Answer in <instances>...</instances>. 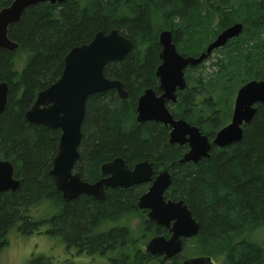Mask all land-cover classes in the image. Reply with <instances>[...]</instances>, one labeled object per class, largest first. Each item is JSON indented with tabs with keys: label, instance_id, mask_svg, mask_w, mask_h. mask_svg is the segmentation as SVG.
Here are the masks:
<instances>
[{
	"label": "trees",
	"instance_id": "obj_1",
	"mask_svg": "<svg viewBox=\"0 0 264 264\" xmlns=\"http://www.w3.org/2000/svg\"><path fill=\"white\" fill-rule=\"evenodd\" d=\"M12 1L0 0V10ZM237 22L243 23V33L216 49L210 66L206 62L213 56L187 72V87L173 107L175 116L210 138L231 121L237 91L250 80L264 79V0H65L28 6L9 27L17 51L0 47V83L9 84L7 106L0 114V158L14 163L21 181L16 191L0 192V248L18 222L24 232L37 226L30 209L46 203L57 209L55 229L69 242L104 250L127 234L121 228L94 237L91 230L98 219L104 223L129 212L123 210L134 204L137 191L116 190L104 201L63 200L49 174L60 130L32 124L25 116L38 92L60 77L72 47L89 42L100 30L118 28L135 46L125 59L107 65L105 74L121 80L129 98H120L113 89L89 97L76 168L96 175L100 163L114 156L150 159L155 166L175 162L168 194L183 199L200 224L195 245H186L183 255H207L220 264H264V240L245 235L264 227V104L244 124L240 141L213 146L210 158L198 163L177 162L184 147L169 143L168 127L135 119L138 95L156 86L162 30L173 32L180 53L199 56ZM18 53L26 56L20 72ZM181 261L176 257L173 264ZM28 264L52 263L36 257Z\"/></svg>",
	"mask_w": 264,
	"mask_h": 264
},
{
	"label": "water",
	"instance_id": "obj_2",
	"mask_svg": "<svg viewBox=\"0 0 264 264\" xmlns=\"http://www.w3.org/2000/svg\"><path fill=\"white\" fill-rule=\"evenodd\" d=\"M65 0H14L9 6L0 11V47L15 51L18 44L8 37V28L19 21L24 10L36 3H62ZM244 25L234 23L222 30L212 40L199 56L181 54L174 42L171 30H162L159 41L162 50L159 54L161 64L157 69L160 87L163 94L157 97L152 89H148L139 98L138 116L140 122L156 120L170 125V142L180 144L189 143L190 149L181 162H199L202 158L210 157L212 145L225 147L243 138V126L254 118L259 104H264V79L250 80L244 84L235 97L234 109L230 123L221 128L212 143L200 129L186 120H175L165 106L166 99L176 100L175 91L184 89L186 80L184 69L196 66L214 54L215 50L243 33ZM134 41L124 35L120 29L114 28L106 33L98 31L88 43L74 46L65 57V65L61 77L52 85L41 90L33 106L26 112L28 122L40 124L50 128H59L61 137L59 149L53 159L50 174L54 178L58 190L65 199L70 200L80 194H93L103 198V185L129 187L133 184L151 180V164L138 163L133 171L124 164L123 159L116 158L113 162L103 165V172H111L112 176L96 184H89L81 180L78 173L73 174L74 162L79 156L78 145L82 132L81 125L85 115L86 100L89 95L114 88L122 98L128 93L124 84L117 79H109L104 74V68L109 62L120 61L133 50ZM8 84L0 83V113L7 104ZM14 165L9 160H0V191L16 190L20 181L14 178ZM167 170L161 172L153 186L141 197L139 206L150 208L148 217L158 224L174 225L169 240L162 236L151 239L146 251L153 254H165V257L182 251L181 237L197 235L200 224L192 215L191 210L180 200L178 202H164L162 194L171 184ZM182 264H214L211 256L199 255L189 257Z\"/></svg>",
	"mask_w": 264,
	"mask_h": 264
},
{
	"label": "flooded vegetation",
	"instance_id": "obj_3",
	"mask_svg": "<svg viewBox=\"0 0 264 264\" xmlns=\"http://www.w3.org/2000/svg\"><path fill=\"white\" fill-rule=\"evenodd\" d=\"M52 4H54V3H52ZM20 19H21V17H20ZM20 19H19V21H20ZM108 32H106V33H108ZM8 33H9V28H8ZM8 37H9V34H8ZM9 39H10V37H9ZM10 40H12V39H10ZM13 42H15V41H13ZM15 43H17V42H15ZM18 48H19V44H18ZM177 48H178V46H177ZM17 49L15 51H17ZM213 55H211V56H213ZM185 56H188V55H185ZM206 60H204L203 62H201L200 64H198L196 66H188L186 69H184V76H185V80H186V86H185L184 89H186V87H187V72L190 69H194V67H198V66L202 65ZM120 61H122V60H120ZM113 62H116V61H113ZM161 62L156 67V72H157V69H158L159 65L161 64ZM110 63H112V62H109L107 65H109ZM64 65H65V61H64ZM106 66H105V68H106ZM105 68H104V74H105ZM63 69H64V67H63ZM61 75H60V77H61ZM105 76H106V74H105ZM156 76H157V73H156ZM106 77L109 78V79H116V78H110L108 76H106ZM117 80H119V79H117ZM3 82H6V81H3ZM55 82H53V83H55ZM52 84H50V85H52ZM46 88H44V89H46ZM124 88H125V85H124ZM44 89H42V90H44ZM111 89L115 90L116 93L118 94V91L116 89H114V88H111ZM148 89H152L157 97H160L163 94V89L160 87V79L158 78V76H157L156 86L145 88L142 91V93H140L138 95V97L136 99L135 119H136V121L138 123L145 122V121H143V122L138 121V119H137V116H138L137 107H138L139 98ZM184 89H180V88L177 87V89L175 91V95H176V100L175 101H173L172 99H166L165 100V106L169 110V112L171 113V115L173 116V118L175 120H179V119L186 120L183 117H177V116H175L174 113H173V107L178 102V93L180 91H183ZM126 91H127V89H126ZM103 92H105V91H103ZM96 93H102V92H96ZM96 93H93V94H96ZM127 93H128V91H127ZM93 94H91V95H93ZM91 95L88 96V98L86 100V105H87V101H88V99H89V97ZM8 96H9V84H8ZM118 96H119V94H118ZM120 98H122V97H120ZM127 98H129V93H128V96L126 97V99ZM36 99H37V97H36ZM122 99H125V98H122ZM7 102H8V97H7ZM86 105H85V115H86ZM6 106H7V104H6ZM6 106H5V108H6ZM5 108H4V110H5ZM85 115H84V119H85ZM84 119H83V122H84ZM146 121L159 122V123H162L165 127H168L169 128V134H168V141H169V143L170 144H174V145H178V146H181V147H184V151L182 153V157L177 160V162L181 163V159L184 157V155L190 149L189 143L180 144L178 142H175V143L170 142V132L172 130V128H171L170 125H167L166 126L163 122L156 121V120H146ZM186 121L188 123H190L188 120H186ZM83 122H82V125H81L82 137H81L80 143H79L78 148H77L78 149L79 156L76 159V161L74 162V165H73V168H72V173L73 174L78 173L80 175V178H81L82 181H84L86 183H89V184H96V183L102 181L103 179L110 178L112 176V173L111 172L104 173L103 172V165L104 164H107V163L113 162L116 158L123 159L125 166L130 171H133L138 163L147 162V163H149V164L152 165L151 166L152 173L150 175V179L151 180L144 181V182L137 183V184H133V185H131L129 187H124V186H121V185H117V186H107V185H103V188H102L103 189L102 192H103V195H104L103 198H97L93 194L83 193V194H80L76 198L70 199V200H74V199H77L79 197H87L89 199L96 200V201H104L108 196L111 195V192H113V191H116V190L117 191L118 190L119 191H130V189H132V188L135 189L137 191V193H136L137 196H136V198L134 200L135 201L134 204L133 205L126 206L124 210L122 209L123 211L129 210V212H125L123 214V216H120L119 217V219L105 220L104 223H101L100 219H98L93 224L92 230H91L92 231V235H94V237L95 236H99L101 233H107V232H110L113 229H121V228H125L127 230V234H125V237L122 238V240L118 244H116L115 246L112 245L109 248H106L104 250L94 249V248H90V247H88L86 245H79V244H76V243L69 242L61 233H59L55 229V224H54V221L52 219L56 215L57 209L54 208V206L52 204L51 205L49 204V207H48L49 208V210H48L49 213H47L48 215H46L44 217L43 216L42 217L37 216L38 218H36V216L33 214L32 208L30 209L29 215L33 219H37L39 224L37 226H35L33 229H31L29 232H24V231L21 230V222H18L17 226L13 227L12 229H17L19 232L21 231L23 233L30 234V235H34V236L35 235H38V236H42V237L45 236L47 238H49V237L50 238L51 237L55 238L56 241L58 240L60 242V246L59 247H61V249H62V254H61L62 259L61 260H64L66 262L70 261L72 264H75L77 262V258L79 259L80 257L91 258L90 259V262H91V260L94 261L96 259V257H99L100 255L101 256H104L105 259L109 260L111 263H114V264H173L174 263L173 260L176 257H178L179 259H182V261H181V264H182L185 259L191 257V256H185L184 257L182 255H183V251H184L186 245L188 243H191L196 235H194L192 237H181V239H182V251L179 252L178 254H175V255H172V256L166 258L164 253L163 254L148 253L146 251L147 244H148V242L151 239H153V238H155L157 236H162V237L166 238V240H169L171 238V236L173 234L171 232V228L173 227L175 220H171L170 223H169V225H167V224H158L155 220H152V219H150L148 217V212L150 211V208L140 207L139 206L141 197L144 196L147 192H149L150 188L153 186V184L156 181V179L158 178V176L164 170H167L168 171V173L171 176L170 178H171V181H172L171 184L166 188V190H164V192L162 194V198H163L164 202H168V201L178 202L180 200L184 201L183 199H175V198L169 196V194H168L170 188L173 186V176H172V171H171V165H173L175 162H172L171 165L161 164L160 166H155V162L152 161V160H150V159H141V160H135V161H127L122 156H114V157L108 158V159H106V160H104L103 162L100 163L99 169H98V173L96 175L86 176L84 173L81 174L78 171V169L76 168V165H77V160L80 157V153L82 152V144H83V141H82V138H83ZM190 124L191 125H195V124H192V123H190ZM38 125H40V124H38ZM195 126H197V125H195ZM46 127H48V126H46ZM197 127L200 129L199 126H197ZM48 128H50V127H48ZM51 129H58V130H60L59 128H51ZM200 131H201V129H200ZM60 137H61V130H60ZM208 138H209V141L212 143V141H213L214 138H210L209 136H208ZM59 143H60V139H59ZM213 146H215V145H212L211 146L210 152L212 151ZM215 147H218V146H215ZM58 149H59V145H58ZM57 152H58V150H57ZM57 152H56V154H57ZM56 154H55V156H56ZM210 155H211V153H210ZM54 157H53V159H54ZM53 159H52L51 169L53 167ZM202 159H204V158H202ZM0 160H9V159L0 158ZM9 161L12 162L11 160H9ZM190 162H193V161H190ZM193 163H198V162H193ZM13 165H14V163H13ZM14 168H15V165H14ZM84 170H85V168L83 167V171ZM49 174H50V171H49ZM14 178L15 179H18L20 181V179L16 175V168H15V171H14ZM53 181H54V178H53ZM20 185H21V181H20ZM54 185H55V182H54ZM55 187H56V185H55ZM16 190H6V191L14 192ZM6 191H0V192H6ZM59 192H60L63 200L70 201V200H67V199L64 198L63 193L60 190H59ZM92 202L89 204V207L90 208H94V204H92ZM184 203L188 206V204L185 201H184ZM188 208L190 209L189 206H188ZM134 222L136 224H133ZM132 225H135V227L139 228L140 234H138V235L135 234L134 228H133ZM141 239H144V240H142L141 243L138 244L137 242L139 240H141ZM8 243H9V240H8V242L3 247H5ZM57 245L58 244H56V246ZM36 257H43V258L49 260L52 263L51 257L46 258L44 256H36L35 253L32 256L31 260H33ZM63 257H64V259H63ZM58 260H59V258H58Z\"/></svg>",
	"mask_w": 264,
	"mask_h": 264
},
{
	"label": "rangeland",
	"instance_id": "obj_4",
	"mask_svg": "<svg viewBox=\"0 0 264 264\" xmlns=\"http://www.w3.org/2000/svg\"><path fill=\"white\" fill-rule=\"evenodd\" d=\"M215 57L216 54L213 55L212 60L206 62V65L210 66ZM25 60V54L18 53L16 57V67L19 72L24 68ZM48 207L49 203L33 207V214L36 218H38L37 216L44 217L49 213ZM133 224L136 223L134 222ZM132 226L135 234H140L139 228L135 227V225ZM20 232L17 229H12L8 234L9 243L5 247L0 248V264H28L34 253L36 256L51 257L53 264H72L70 261L66 262L61 260L62 249L59 247L60 242L58 240L56 241L55 238H47L38 235L34 236L23 232H21V234ZM245 235H252L258 240H264V227L248 229ZM142 240L144 239L139 240L137 243L140 244ZM56 244L58 245L56 246ZM187 245H192L193 247L195 244L191 242ZM183 256L185 257V254ZM90 259L91 258L80 257L79 259L77 258L75 264H114L101 255L96 257L94 261L91 260L90 262ZM220 262L221 260L214 259V264H220Z\"/></svg>",
	"mask_w": 264,
	"mask_h": 264
}]
</instances>
